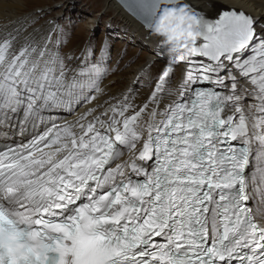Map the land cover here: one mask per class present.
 I'll use <instances>...</instances> for the list:
<instances>
[{"label":"snow or ice","instance_id":"obj_1","mask_svg":"<svg viewBox=\"0 0 264 264\" xmlns=\"http://www.w3.org/2000/svg\"><path fill=\"white\" fill-rule=\"evenodd\" d=\"M20 7L0 0V264H264V25L123 0L166 61L137 100L101 87L107 40L70 55Z\"/></svg>","mask_w":264,"mask_h":264},{"label":"bare ground","instance_id":"obj_2","mask_svg":"<svg viewBox=\"0 0 264 264\" xmlns=\"http://www.w3.org/2000/svg\"><path fill=\"white\" fill-rule=\"evenodd\" d=\"M67 1L68 0H66L64 3H66ZM18 2L22 5V7H20L16 12L12 14V19H15V17L19 15L32 13L38 18V22L34 25V27L43 30L48 27V21L57 18V23L62 25L66 30L65 24H63V17L61 18L59 12L48 13L47 10L44 9V4H39L41 0H18ZM194 2H199V0H194ZM204 2L206 4L204 10L210 14L209 18H216L217 12L225 10L226 6L235 5L237 7L242 6L247 12L255 16L258 25H264V0H204ZM108 5L110 8H112V10H114L116 16L123 21V28L127 29L125 33L127 32L126 34H128V38L135 42L137 41L140 44H143V48L145 50L143 56L138 61L126 62V60H123L116 66V68H114L113 70H109L108 74L103 80L101 87H103L106 92L112 94L131 91L137 97V100H139L144 96L149 95L151 91L150 83L148 82L146 74L140 71L142 65H144L146 61L158 62L162 59L165 61V54H160L159 59H157V57L153 55L152 50H158V45L154 41L150 40V38L146 34V30L142 28L138 20L130 15L117 0H108ZM41 9H43V11H40ZM7 19L8 18L4 14L0 13V25L7 23ZM123 32L124 31H122L121 33ZM107 41L109 43L110 38H108ZM85 47L86 42H81L80 45H75V47L74 43L71 42L68 46H66V48H63V51L69 53L70 55L75 54L76 56H79V53ZM106 58L107 56H105V61ZM168 59H170V57H168ZM165 64L166 61L162 65L155 63L154 67L151 70L152 74L155 75L157 70L161 69L163 66H165ZM151 87H154V85H152ZM251 102L252 101L249 100V103ZM76 115H78V112H75L72 115H68L67 111L64 110L59 111L54 116V118L58 116L61 120H71ZM0 136H2V139L4 137L5 140L13 139L12 133H7V135L5 136L4 133L0 132ZM15 138L19 142L21 138L19 132L16 133ZM257 199H259V197H257Z\"/></svg>","mask_w":264,"mask_h":264},{"label":"rangeland","instance_id":"obj_3","mask_svg":"<svg viewBox=\"0 0 264 264\" xmlns=\"http://www.w3.org/2000/svg\"><path fill=\"white\" fill-rule=\"evenodd\" d=\"M65 1L41 0L39 3L44 4V9L48 13L59 12L63 17L67 34V43L63 48L71 42L74 43V47L81 42H86L87 45L89 38L94 37L93 43L97 45L96 56H99L100 41L110 38V62L108 57L106 58L109 70L116 68L123 60L136 62L141 59L145 50L144 45L128 38L127 32L125 33L127 29L123 28V21L109 7L108 0H68L64 3ZM122 31L125 34L121 33ZM164 62L162 59L156 64L162 65Z\"/></svg>","mask_w":264,"mask_h":264},{"label":"water","instance_id":"obj_4","mask_svg":"<svg viewBox=\"0 0 264 264\" xmlns=\"http://www.w3.org/2000/svg\"><path fill=\"white\" fill-rule=\"evenodd\" d=\"M122 6H123V0H117ZM127 11V9H125ZM128 12V11H127ZM129 13V12H128ZM130 15H132L131 13H129ZM133 16V15H132ZM134 17V16H133ZM135 18V17H134Z\"/></svg>","mask_w":264,"mask_h":264}]
</instances>
